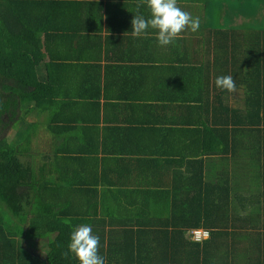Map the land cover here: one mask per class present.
I'll use <instances>...</instances> for the list:
<instances>
[{"label":"trees","instance_id":"trees-1","mask_svg":"<svg viewBox=\"0 0 264 264\" xmlns=\"http://www.w3.org/2000/svg\"><path fill=\"white\" fill-rule=\"evenodd\" d=\"M177 6L193 18H200L198 12L202 9H197L196 3ZM103 7V2L74 0H0V264H80L65 253L72 231L82 224L90 225L93 234L99 236V254L105 258V264H236L235 251L229 250L230 237L250 242L247 255L251 253L252 257L248 263L259 261L264 256V230L260 227L264 225L260 190L264 182L260 174L264 163V0H204L203 21L188 42L197 40L207 45L206 54L214 51L217 77L231 75L237 90L242 92L229 94L214 85L219 97L212 98L211 89L203 88L199 94L193 92L192 85L187 88L184 84L186 109L195 112L201 108V120L187 129V147L178 143L164 153L165 148L157 146L159 156L178 158L179 162L185 159V153L190 158L215 155L219 158L220 173L214 181H207L205 165L199 160L201 172L193 174L185 188L180 186L183 181L179 179L174 191H144L145 200L140 204L129 201V192H136L122 191L117 177L111 175L113 182L108 178L106 158L101 166L99 160L94 161L89 155L98 153V149L66 145L69 139L79 136L77 131L86 140L83 125H76L86 120L84 115L76 116L81 106L90 109L89 123H100L101 82L80 84L86 89L97 87V94L88 92L94 103L86 105L82 92L80 96L85 101L81 105L73 101L75 95H70L69 101L59 99L58 83H54L52 75L57 60H69L66 48L76 40V35L70 33L78 26L76 17L95 10L101 13ZM242 17L246 18L245 23L231 25ZM199 31L209 34L198 40ZM55 46L59 51L63 47L64 53L55 57ZM46 56L54 61L45 63L47 74L43 76L40 73ZM193 60L190 58V62ZM198 60L201 61H194ZM195 70V66L189 67L188 74ZM111 78L129 90L121 98L133 99L129 106L142 113L138 121L145 126L142 122L148 121L145 115L152 104L142 102L146 96L130 95L131 91L136 92L137 85L128 72L116 73ZM147 80L148 75L141 84ZM178 93L172 92V99ZM239 94L241 99H235ZM163 102L165 105L158 104V109L179 106ZM187 118L192 123L191 116ZM151 122L147 124L158 131L154 135L157 139L163 128L158 125L160 120L152 118ZM10 127L15 129L17 139L5 135ZM130 130H125V134ZM45 133L51 138L52 153L35 160L34 142ZM100 137L99 132L97 146ZM132 153L129 149L126 152ZM125 160L112 159L117 163L116 171H127L128 165L121 163L128 162ZM169 161L166 159L161 167ZM230 163L236 168L233 174L228 171ZM82 171L96 175L81 180L76 174L82 175ZM99 171L103 172V180L97 177ZM101 180L112 187L100 189ZM123 199L129 201L130 207L121 205ZM164 199L167 203H163ZM165 209L168 211L164 212ZM150 215L155 221L148 227ZM167 215L170 217L165 219ZM201 227L210 231V240L192 239L191 231ZM25 241L30 247H24ZM202 244L207 248L195 249V245ZM187 245L190 251L184 253ZM212 247L219 249L217 254L211 253Z\"/></svg>","mask_w":264,"mask_h":264},{"label":"crops","instance_id":"crops-1","mask_svg":"<svg viewBox=\"0 0 264 264\" xmlns=\"http://www.w3.org/2000/svg\"><path fill=\"white\" fill-rule=\"evenodd\" d=\"M74 1L81 3L103 2L104 7L101 13H95V10L91 13H85L76 17L78 26L75 25L70 32L71 35H76V40L73 42L70 41L66 48V52L68 51L70 54L68 57L69 60H57L58 62H55L57 64L52 66V75L55 78L54 83H58L57 90L60 93L59 99L69 101V96L75 95L73 101H78L81 105L82 102L85 101V98L86 105L90 102L94 103V97L88 96V92L91 91V94H97V87H95V89H86L85 87L81 88L80 84H88L89 82L98 83L100 81L101 110L99 112V117L101 118L100 123H94L91 121L89 123L87 119L90 109H88L87 106H81L80 109L82 110H79L76 113V116L80 117L81 115H84L86 120H83V122L76 125H83L86 140L81 138L80 136L83 134L77 131L79 136L75 134L76 137L69 139L70 142L65 144L69 147H73L74 145H77L78 147L85 145L90 148L98 149V153L89 155L93 157L94 161L99 160L101 166L104 164V159H107L108 178L111 177V182H113L112 176L117 177L119 180L118 188L120 190L136 192H129V201L134 200V203L136 204L144 202V191H174L176 182L179 179L184 183H180V186L185 188L184 185H186L187 180L191 178L193 174L201 172L199 160H202L205 165V179L207 181H214L216 179L215 176L220 173L221 169L218 161L219 158L215 155H202L201 157H194L193 155L194 158H190L187 157V154L184 152L186 157L179 162L178 158L159 156L160 153H158L157 148L158 145L163 146L162 148H165L164 153H166L176 144H180L182 147H187L189 145L187 129L193 128L198 120H201V115H199L202 112L201 108H197L195 112H190L186 109V101L184 102L185 98L182 89L184 84H187V88L192 85L194 93L200 94L201 89L203 92V88H209L214 93L211 95L212 98H215V96L219 97L218 89L215 90L214 88L215 80L217 78V70L214 69V51H212L210 55L206 54L205 49L208 48L207 45H204L197 40L188 42V39L194 37V33H197V31L191 32L188 30L182 32L180 37L176 39L174 43L167 46L158 45L156 30L151 28L147 30L145 35L139 38H134L131 35V20L133 16L141 15L146 19L150 18V10L147 8L146 4L143 3V0ZM177 3H196L197 9L198 7L202 9V12H198V14L200 15L199 19L203 21L204 0H177ZM79 19H82L85 22L82 23ZM245 22L246 18L242 17L240 19H235L231 25H240ZM209 29L210 28H207L206 30L208 31ZM199 32L197 35L198 40L201 39L203 35L207 36L209 34L205 31ZM52 51L55 57H57L59 53H64L63 47L62 51H59V48L55 46L52 48ZM192 57L194 60L201 59V61L193 60L190 62V58L192 59ZM52 61H54V59H51L50 56H46L44 65L41 68V75L45 76L47 74L45 63H51ZM122 66H129L130 69H124L122 71ZM194 66L197 71L195 70L196 72L194 74H188V68ZM134 68H136L135 71L133 70ZM119 72L121 74L122 72H128L130 80L137 85L136 92L131 91L130 95L132 97L137 96L139 98L146 96L144 98L146 100H142V102L144 104H152L147 107L148 111L147 115H145V117H148V121L142 122L146 123L145 126L139 125L140 122L138 121L139 118H141L140 116L142 113H140L139 110H133L134 108L129 106L130 103L133 102V99H122L123 96L129 93V90H126V87L118 85L117 82L111 78ZM146 75H148L147 83L141 84L142 78ZM153 83H155L156 86H153ZM142 85L147 88L148 94H145L146 90ZM200 85L202 88L199 87ZM167 89L171 93H168ZM82 92H85V94L83 93L85 98L80 96ZM172 92H179L174 96V99H172ZM193 92L192 94H194ZM236 92H242V90H237ZM225 96L226 95H224V97ZM229 97L231 100L234 99L232 95H229ZM237 98L241 99V95H237L235 99ZM163 101L166 103H173L175 106L178 104L179 106L173 109V106H171L172 104H168L171 106L169 109H158L160 104L165 105ZM198 103V105L202 104L201 102ZM92 114L96 113L92 112ZM93 116H90V118ZM188 116H191L192 123L190 124L188 123L190 119L187 118ZM152 118L160 120L159 124L156 122L153 123L158 124L161 129H167L166 131H163V129L160 130L161 132L158 133L160 135L157 139H154V135L155 132L158 131H154L153 126L147 124L148 122L152 123ZM129 129H131L129 133L125 134V130ZM131 131L133 133H130ZM99 132L101 133V143L97 146L98 142L96 137ZM72 135L74 134L72 133ZM34 144L36 149H38L36 152L41 154L37 155L39 159L52 153V144L49 134L45 133L38 135ZM39 146L41 148L47 147L48 149L42 151L39 150ZM128 149L134 151V153L130 154L131 156L126 154ZM138 152L142 154H139ZM131 157H133L132 160L128 161V158ZM121 158L127 159L125 161H128L121 162L124 166L128 165V167H126L127 171H121L122 169L116 171L117 163L112 162V159L116 160ZM159 158H161L162 161L159 160ZM195 158L197 161L194 162V160H196ZM109 159H111V161ZM149 159H155V161H148ZM166 159H170V161L164 166V168H162L161 166H163ZM192 161L194 162L193 165H189ZM91 165L93 164L91 163ZM91 169L94 170L93 168ZM102 169L103 168L101 167V171ZM114 170L115 174H111V171L114 172ZM101 171H99L97 175L100 179L105 178ZM228 171L232 174L236 171L233 163H230ZM82 172V175L80 173L76 174L81 180L94 178L95 173H93V171ZM87 174H89V177H87ZM260 174L264 179V163L261 165ZM102 180L99 186L100 189L103 190L112 187L110 184H102ZM161 185L163 188H161ZM260 190L262 206L264 207V195H262L264 192L263 181L260 185ZM129 201L123 199L121 205H123L124 208L130 207L128 203ZM170 201H172V198ZM161 202L162 201L159 200V203ZM165 202L166 200L164 199L163 203ZM166 211L168 210L165 209L164 212ZM169 217L170 216L167 215L165 219ZM151 221H155L153 215L149 216V221L146 226L150 227L152 224ZM138 226L140 225H134V228H137ZM260 227L261 230H264L263 224L260 225ZM187 238L189 239V237ZM210 239L211 238L208 237L204 240L206 241ZM229 239V250H234L235 255L237 256V259L235 260L237 262L236 264H251V261L248 263V260L252 255L251 253L247 255L251 243L247 242L245 239L235 240L232 237ZM141 242H145L144 239H142ZM187 246L188 247L185 248L184 253L190 251V246ZM203 248H207L206 244H202L201 246L195 245L196 250L203 251ZM218 250L217 247H212L211 253L217 254ZM231 261H233V256L231 257ZM253 264H264V256Z\"/></svg>","mask_w":264,"mask_h":264},{"label":"clouds","instance_id":"clouds-1","mask_svg":"<svg viewBox=\"0 0 264 264\" xmlns=\"http://www.w3.org/2000/svg\"><path fill=\"white\" fill-rule=\"evenodd\" d=\"M150 10V18L141 15L133 16L131 20V35L139 38L147 33L149 28L156 30L159 46H167L175 42L182 32H196L200 28L199 17L193 18L190 13L177 6V0H143ZM215 86L229 93L237 91L236 83L231 75L218 76ZM100 238L93 234L88 224L76 227L70 236L68 252L78 259L80 264H105V258L99 254Z\"/></svg>","mask_w":264,"mask_h":264},{"label":"rangeland","instance_id":"rangeland-1","mask_svg":"<svg viewBox=\"0 0 264 264\" xmlns=\"http://www.w3.org/2000/svg\"><path fill=\"white\" fill-rule=\"evenodd\" d=\"M31 117H33V116H31ZM13 126H14V124H13ZM4 133V132H3ZM15 134H16V132H15V129L13 128V127H10V129H8L7 131H5V135H7L9 138H14V139H17L16 138V136H15ZM25 134H27V133H25ZM13 141V140H12ZM40 147V146H39ZM34 148L36 149V146H35V144H34ZM48 148L47 147H40V149L39 150H42V151H44V150H47ZM38 149H36L35 151H34V153L33 154H35V160L37 159V160H41V159H43L42 157H41V159H39L38 158V156L37 155H41V154H39L38 152H36ZM38 153V154H37ZM23 245H24V247H26V248H28V247H30V244L27 242V241H25L24 243H23ZM41 245V244H40ZM29 250H30V248H29Z\"/></svg>","mask_w":264,"mask_h":264},{"label":"built area","instance_id":"built-area-1","mask_svg":"<svg viewBox=\"0 0 264 264\" xmlns=\"http://www.w3.org/2000/svg\"><path fill=\"white\" fill-rule=\"evenodd\" d=\"M191 236L194 241H203L210 237V231L205 228H196L191 231Z\"/></svg>","mask_w":264,"mask_h":264}]
</instances>
